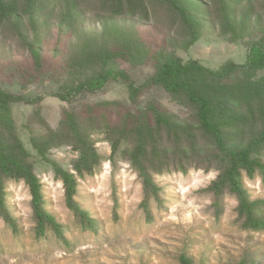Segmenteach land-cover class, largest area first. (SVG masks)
Here are the masks:
<instances>
[{"label": "rangeland", "instance_id": "rangeland-1", "mask_svg": "<svg viewBox=\"0 0 264 264\" xmlns=\"http://www.w3.org/2000/svg\"><path fill=\"white\" fill-rule=\"evenodd\" d=\"M72 1L76 4L74 16L62 27L65 0H48L36 11L33 22L21 11L22 36L29 42L36 38L40 46L39 69L23 39L17 37L15 19L0 28V87L25 99L41 98L35 104L13 103L10 113L15 135L29 154L28 161L41 184L43 208L63 230V239L50 228L38 236L28 187L22 181L6 182V207L16 231L0 218V264H180L181 255L191 264H264V231L242 226L243 220L236 213L237 200L228 192L222 197L220 210L216 207L209 190L222 165L216 150L201 148L200 161L211 162L209 171L195 167L203 163L192 159L185 175L169 171L153 176L159 202L149 197V218L142 207V182L122 155L127 144L122 142L111 155L106 133L90 130L101 162L92 176L77 181L74 199L95 221L93 229H84L67 209L62 184L51 165L31 145L32 138L44 136L48 129L56 130L67 113L84 119L104 114L114 124L123 114L144 112L152 104L175 115L182 124H196L192 110L175 102L160 86L146 89L136 104L129 100L127 86L121 81H110L102 90L83 92L69 102L53 95L63 91L66 64L78 54L87 36L93 35L100 43L110 41L114 28L129 31L151 52L139 65L118 60L119 67L137 85L154 74L152 55L159 50L211 70L228 62L243 65L246 43L258 40L264 29V0L236 1L234 15L240 37L234 43L229 35L221 34L219 0H199V15L204 16L199 40L188 50L182 49L185 38L177 18L161 4L151 1L145 13L140 11L133 17H111L100 9L98 0ZM18 5L23 7V0ZM77 157L65 144L46 153L50 162L67 171ZM259 158L264 163V146ZM243 182L251 200H264L259 174L252 180L244 176Z\"/></svg>", "mask_w": 264, "mask_h": 264}, {"label": "trees", "instance_id": "trees-1", "mask_svg": "<svg viewBox=\"0 0 264 264\" xmlns=\"http://www.w3.org/2000/svg\"><path fill=\"white\" fill-rule=\"evenodd\" d=\"M18 1L0 0V28L11 18L15 19L13 25L17 37L23 39L39 69L42 65L40 46L36 38L29 42L22 36L19 20L22 11L33 22L36 11L48 0H23L21 8ZM151 1L163 5L177 18L185 38L183 50H188L199 40L204 17L199 15V0H98V4L111 17H133L140 11L145 13ZM236 1L219 0L218 8L221 34L229 35L232 43L240 37L234 15ZM65 2L61 27L73 18L76 9L75 1ZM261 33L258 40L246 43L247 57L243 65L228 62L216 70L197 61L183 62L174 54L159 50L152 55L155 72L142 85L135 84L128 72L118 65L119 59L139 65L150 57V50L135 36L119 28L112 29L110 41L100 43L93 35L87 36L79 46L78 54L67 62V82L61 93L53 95L55 98L69 102L83 92L102 90L110 81H121L127 86L129 100L136 104L146 89L160 86L175 102L192 110L196 124H182L175 115L150 104L144 112L123 114L114 124L104 114H90L84 119L86 117L67 113L56 130L48 129L44 136L32 138L33 149L51 165L55 178L62 184L67 209L84 229H93L95 221L74 198L77 181L92 176L101 162L90 138L89 131L92 130L106 133L111 155L118 151L122 142L127 144L122 155L142 182L145 193L142 207L147 217L150 218L149 197L153 196L159 202V189L153 176L169 171L185 175L190 161H200L201 148L207 146L221 156L220 173L209 187L217 209L220 210L222 197L228 192L237 200L236 213L243 220L242 226L264 231V200H251L243 182L244 176L252 180L259 174L264 183V163L259 158L264 146V29ZM112 46L116 47L112 49ZM40 100L25 99L0 87V218L16 231L15 220L6 207L5 184L10 180L22 181L30 192L37 235L43 236L46 228H50L63 239L62 227L43 208L41 184L28 161L29 154L15 135L10 113L13 103L35 104ZM63 144L78 154L70 171L46 158L50 149ZM201 163L202 166L195 167L205 172L210 170L211 162ZM179 263L191 264V260L181 255Z\"/></svg>", "mask_w": 264, "mask_h": 264}]
</instances>
